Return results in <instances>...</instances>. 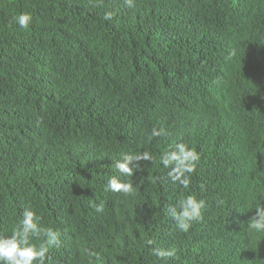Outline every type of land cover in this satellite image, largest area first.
Segmentation results:
<instances>
[{
	"label": "trees",
	"instance_id": "trees-1",
	"mask_svg": "<svg viewBox=\"0 0 264 264\" xmlns=\"http://www.w3.org/2000/svg\"><path fill=\"white\" fill-rule=\"evenodd\" d=\"M181 141L188 189L159 159ZM143 151L132 177L112 166ZM188 195L206 204L182 233L167 209ZM261 203L264 0H0V235L31 208L59 232L45 264H264Z\"/></svg>",
	"mask_w": 264,
	"mask_h": 264
},
{
	"label": "clouds",
	"instance_id": "clouds-1",
	"mask_svg": "<svg viewBox=\"0 0 264 264\" xmlns=\"http://www.w3.org/2000/svg\"><path fill=\"white\" fill-rule=\"evenodd\" d=\"M131 7L133 0H125ZM31 15L21 13L13 17L20 28H28L31 23ZM105 20L111 19V14L106 13ZM168 135L163 127H153L152 137ZM161 165L167 169V178L173 184H178L188 189L191 177L196 171L200 154L188 144L177 142L160 157ZM153 157L148 151L138 153H124L122 159L116 160L112 165L122 177H132L135 171H139L141 161H152ZM105 190L115 193L131 194L133 184L124 182L113 175L105 183ZM206 201L197 199L194 195H188L178 202V205H170L167 209L168 216L175 222L177 230L187 233L194 221L202 219V209ZM96 212H103V203H92ZM254 215L250 218L248 229L253 233H264V203L254 205ZM42 217L31 208H25L20 218L9 235H0V264H45L49 250L59 243V232L53 227L44 225ZM33 241H40L33 243ZM148 244H152L149 240ZM153 255L167 264L169 258L175 255V251L169 248L154 247Z\"/></svg>",
	"mask_w": 264,
	"mask_h": 264
}]
</instances>
